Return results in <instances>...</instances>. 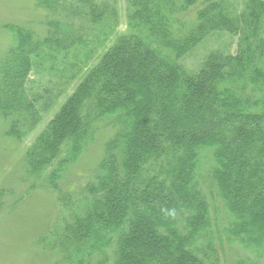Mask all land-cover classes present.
I'll use <instances>...</instances> for the list:
<instances>
[{
  "label": "trees",
  "instance_id": "1",
  "mask_svg": "<svg viewBox=\"0 0 264 264\" xmlns=\"http://www.w3.org/2000/svg\"><path fill=\"white\" fill-rule=\"evenodd\" d=\"M36 6L46 10L43 36L4 25L0 119L18 141L42 125L26 173L47 175L60 208L38 244L59 264H219L221 235L198 179L210 151L232 218L224 235L251 252L231 264H264V0H124L123 31L120 0ZM218 32L238 38L235 52L214 49L193 71L182 64ZM45 75L62 84L48 87ZM99 122L115 131L74 199L59 181Z\"/></svg>",
  "mask_w": 264,
  "mask_h": 264
},
{
  "label": "rangeland",
  "instance_id": "2",
  "mask_svg": "<svg viewBox=\"0 0 264 264\" xmlns=\"http://www.w3.org/2000/svg\"><path fill=\"white\" fill-rule=\"evenodd\" d=\"M37 0H0V55L10 44L11 37L5 30L7 23L23 24L33 29L38 35L47 30L46 10L36 6ZM121 25L118 30H125L124 0H120ZM238 38L227 32H218L207 38L198 48L181 60L189 70L199 67L204 55L221 48L236 51ZM101 51V49H100ZM38 87L39 79L32 77ZM44 81L59 87L62 81L57 77L44 76ZM48 81H52L49 83ZM95 140L88 146L81 158L59 181V187L73 194L74 199L81 197L83 186L94 176L97 166L105 151L106 141L114 134L111 125L97 124ZM42 125L39 126L41 128ZM39 128L25 141H18L6 135V125L0 119V188L7 193L3 198L4 207L0 209V264H59V257L38 244V238L52 228L60 202L57 195L50 191L46 176L31 178L27 175L24 152L33 140ZM213 166L212 153L204 151L201 155L198 179L202 191L209 203L212 230L221 235L215 240L219 253V264H231L234 259L250 256L251 252L227 240L225 228L231 221L224 203L211 180ZM49 172V171H48ZM47 172V173H48ZM221 245V249L219 247ZM111 256L112 253L110 252ZM264 263V260H263Z\"/></svg>",
  "mask_w": 264,
  "mask_h": 264
}]
</instances>
